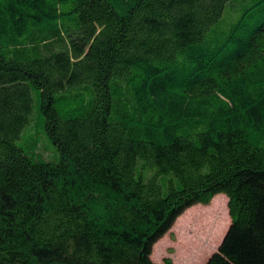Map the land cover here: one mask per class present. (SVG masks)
<instances>
[{
	"label": "trees",
	"instance_id": "obj_1",
	"mask_svg": "<svg viewBox=\"0 0 264 264\" xmlns=\"http://www.w3.org/2000/svg\"><path fill=\"white\" fill-rule=\"evenodd\" d=\"M218 195L205 264H264V0H0V264H174Z\"/></svg>",
	"mask_w": 264,
	"mask_h": 264
},
{
	"label": "rangeland",
	"instance_id": "obj_2",
	"mask_svg": "<svg viewBox=\"0 0 264 264\" xmlns=\"http://www.w3.org/2000/svg\"><path fill=\"white\" fill-rule=\"evenodd\" d=\"M105 27V18L93 14L88 16L82 31L69 37L76 62L91 60ZM230 222L225 195L216 196L208 205H196L181 215L170 232L158 241L152 259L157 263L170 258L174 264H205L218 249Z\"/></svg>",
	"mask_w": 264,
	"mask_h": 264
},
{
	"label": "water",
	"instance_id": "obj_3",
	"mask_svg": "<svg viewBox=\"0 0 264 264\" xmlns=\"http://www.w3.org/2000/svg\"><path fill=\"white\" fill-rule=\"evenodd\" d=\"M226 232H227V231H226ZM225 235H226V233H225ZM225 235H224V237H225ZM224 237H223V239H224ZM223 239H222V240H223Z\"/></svg>",
	"mask_w": 264,
	"mask_h": 264
}]
</instances>
